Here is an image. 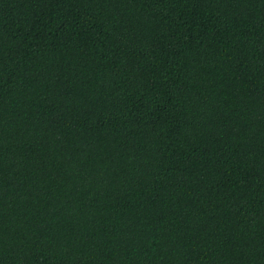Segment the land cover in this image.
<instances>
[{
    "label": "trees",
    "instance_id": "1",
    "mask_svg": "<svg viewBox=\"0 0 264 264\" xmlns=\"http://www.w3.org/2000/svg\"><path fill=\"white\" fill-rule=\"evenodd\" d=\"M0 264H264V0H0Z\"/></svg>",
    "mask_w": 264,
    "mask_h": 264
}]
</instances>
